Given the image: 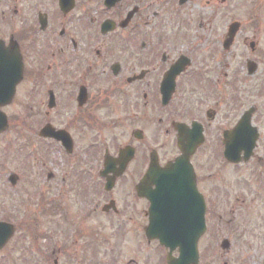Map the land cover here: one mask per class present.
I'll use <instances>...</instances> for the list:
<instances>
[{
	"label": "flooded vegetation",
	"instance_id": "obj_1",
	"mask_svg": "<svg viewBox=\"0 0 264 264\" xmlns=\"http://www.w3.org/2000/svg\"><path fill=\"white\" fill-rule=\"evenodd\" d=\"M180 1L0 0V41L24 63L19 112L33 118L20 127L39 141L34 250L51 264H167L168 250L145 231L146 194L156 187L146 175L174 162L179 139L186 146L199 130L204 142L191 162L206 203L201 250L218 228L232 227L237 201L244 219L249 198L264 194L263 18L255 6L236 12V0ZM206 6L213 9L204 17ZM234 21L240 28L228 47ZM47 127L67 131L69 149L43 137ZM246 129L259 135L254 154L245 161L234 150V163L225 147L248 145Z\"/></svg>",
	"mask_w": 264,
	"mask_h": 264
},
{
	"label": "rangeland",
	"instance_id": "obj_2",
	"mask_svg": "<svg viewBox=\"0 0 264 264\" xmlns=\"http://www.w3.org/2000/svg\"><path fill=\"white\" fill-rule=\"evenodd\" d=\"M258 1L260 2L261 0ZM258 1L253 0L252 6L249 8V6L244 7L240 3V0H236L233 8L236 12H247L248 9L254 12L253 6H255L256 9L258 7L257 11L260 14L259 18H263L264 21V0H262L261 4ZM219 5L221 7L220 11L223 12L228 10L226 3H221V1H219ZM212 9L213 7L206 6L200 11L203 13V16L206 17V15H210ZM189 12L192 18L198 19L196 17V14L199 13V8L197 6H194L193 11L189 10ZM223 21L224 20L219 19L218 25L222 26ZM261 36L264 45V33H262ZM21 102L22 98L18 96L13 104L8 107L7 112L11 125L9 130L0 136V161L2 162L0 165V220L7 218L18 223V225L20 224L17 228V235L13 246L10 248L5 247L0 250V264H51L52 260L50 258L44 259L36 254L27 256L21 252L26 244H35L34 220L29 221L27 230H30V232H26L24 226H22V217L24 214L27 218L29 216L30 219H33L35 216L34 192L37 190V186L34 184V178H36L37 175V165H35V168L29 169L28 175L25 176V180L23 179V182L16 190L12 191L8 189L11 186V183L8 181L9 172L10 169L16 168V161H23L24 158H28V161H33L38 152V149L35 152V145L39 142L35 136L37 132L30 128L20 127V124H22V115H20L19 112ZM32 136L35 140H33ZM34 141L37 142V144ZM39 154L40 152L36 157ZM10 156L14 157L16 160H9L7 157ZM59 156L58 153H53L52 155V157ZM45 183L47 184L48 182L46 181ZM254 185H257V183H254ZM19 190L24 191L22 192ZM250 190H252L251 193H255L256 191L255 188L253 189L252 185L250 186ZM258 193L261 194L263 191H258ZM247 197L248 196H245L242 199L246 198L248 200ZM249 201L250 206L248 210H246L245 220L243 219V202L237 201V204L242 207L238 212L232 214V216H234L232 227L218 228L217 233L214 234L218 238L215 239L217 241H214L215 243L209 241L208 238L203 240V264H242V262L243 264H264V194L259 196L258 199L250 197ZM244 207H247V201ZM236 233L242 234V238L238 237ZM228 236L231 240L230 248L223 250L220 243L223 238ZM247 240L252 241L253 245L249 246ZM22 241L24 244L23 246L21 243Z\"/></svg>",
	"mask_w": 264,
	"mask_h": 264
},
{
	"label": "water",
	"instance_id": "obj_3",
	"mask_svg": "<svg viewBox=\"0 0 264 264\" xmlns=\"http://www.w3.org/2000/svg\"><path fill=\"white\" fill-rule=\"evenodd\" d=\"M22 77L23 64L18 50L6 49L0 43V108L13 100L16 86ZM7 127V116L0 109V133ZM46 134L57 135L49 129ZM193 134L194 137L189 139L186 146L181 143L185 155H188L193 145L198 142L196 137L198 133L193 132ZM62 138L65 141L68 140L66 137ZM243 140L245 143L249 141L246 134ZM241 148L244 146L235 144L233 151ZM245 148L249 149V146ZM251 149L252 147L249 152ZM183 157L166 169L150 172L158 185L151 194L147 193L152 200L151 224L147 228V233L150 237L159 238L163 244L170 247L171 252L178 248L179 256H171L169 264H199L198 241L206 228L205 207L200 200L201 196L196 191L195 173ZM13 233L12 225L0 222V248L6 244Z\"/></svg>",
	"mask_w": 264,
	"mask_h": 264
}]
</instances>
